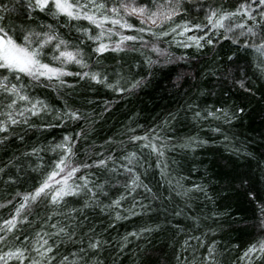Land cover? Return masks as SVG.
Returning <instances> with one entry per match:
<instances>
[{"label": "trees", "instance_id": "obj_1", "mask_svg": "<svg viewBox=\"0 0 264 264\" xmlns=\"http://www.w3.org/2000/svg\"><path fill=\"white\" fill-rule=\"evenodd\" d=\"M4 3H8V0H4ZM184 3L197 12L186 17V20L200 22L204 17L199 15L198 5L227 8L235 0H184ZM128 19L139 27L138 17ZM37 23L54 24L73 43L80 35L76 30L77 22L66 26L63 18L53 21L39 16ZM79 24L92 28L93 32L98 31L87 21ZM152 27L156 28L155 25ZM117 40L118 37H113L112 42ZM87 45L85 55L91 58L89 63L94 71H106L114 83L122 73L128 72L131 65L136 78H144L147 83L138 88L135 94L120 95L93 82L66 77L67 83L61 86L64 95H58L51 88L32 86L28 82V91L33 97L46 100L57 110H63L66 106L77 108L87 119L69 122L65 127L45 128L40 118L33 117L36 127H29L26 132L24 128L18 129L25 133L24 142L15 139L7 148L0 147V167H4L5 172L16 181L9 183V175L0 174V204L7 205L0 207V222L9 216L11 205H18L23 194L42 179L40 171H32L38 162L36 157L29 159L22 155L24 152L30 153L33 145L37 148L47 147L60 142L64 135H74L85 129L88 135L75 141V148L77 159L87 160L94 150H106V139H123L127 142L125 132L130 126H135L139 134L164 128L160 134L170 144L177 146L165 151L159 160L155 152L149 155L148 149L128 146L129 150L141 154L142 163L147 167L146 173L144 167L139 172L143 183L153 192H146L141 187L137 190L136 200L150 205V208L142 211L136 204V210L142 211V215H130L119 221L114 219V212L110 216L98 209H85L79 217L82 222L80 230L85 233L94 231L98 238L107 241L102 252L104 264H197L201 258L209 259L208 249L213 245L215 248L211 259L214 264H248V260L243 258L244 252L251 244L264 239V230L253 227L257 219L253 215L256 205L250 202L234 178L246 175L256 195L264 198V77L255 67L254 56L240 52V63L247 65V81L252 89L247 93L230 81L219 83L226 57L230 49L235 55L236 47L222 37L214 48L200 51L195 47H177L170 37L164 38L157 46L171 54L172 60L167 63L162 55L152 52L150 47L141 49L138 43L135 51H108L102 56L91 52L94 46L91 42H87ZM131 45L132 42H126V47L130 48ZM179 56L188 57V61L177 62L175 58ZM146 57L160 63L149 67L145 63ZM69 69L79 70L75 65H70ZM68 84L72 87L68 88ZM238 106L244 107L245 112L241 119L234 118L231 125L213 121L211 117L205 120L194 118L195 111L203 113L214 108L233 109ZM165 121H168L167 126ZM217 123L228 135L227 142L222 133L211 130ZM188 137L207 143L194 145V150L179 147ZM57 154L58 150L55 154L52 151L39 153L45 164ZM144 157H147L146 162ZM162 172L164 175H161ZM123 179L118 178L119 181ZM177 179L184 188L202 185L212 199L202 192L191 193L190 199L177 195V191H182L176 185ZM229 184L234 186L229 189ZM157 193L158 196L155 195ZM117 194V190L113 189L112 195ZM69 199L72 200L69 207H82V201ZM107 202L108 199L105 200ZM132 203L129 196L122 203V208L126 210ZM39 212L40 215L44 214L42 206ZM29 218L35 223L40 217L33 211ZM145 226L153 230L142 232ZM25 231L31 234L29 229ZM131 232L140 233V237L129 236L126 247L120 251L123 238ZM21 235L23 238V233ZM78 247L64 244L60 247V254L70 255Z\"/></svg>", "mask_w": 264, "mask_h": 264}, {"label": "snow or ice", "instance_id": "obj_2", "mask_svg": "<svg viewBox=\"0 0 264 264\" xmlns=\"http://www.w3.org/2000/svg\"><path fill=\"white\" fill-rule=\"evenodd\" d=\"M197 7L200 9L199 15L204 17L200 22L186 20V17L197 12L188 7L184 0H8V3L0 0V147L7 148L15 139L24 142L25 133L18 129L24 128L26 132L27 128L36 127L33 117L40 118L45 128L65 127L69 122L87 119L77 108L66 106L63 110H57L46 100L33 97L28 91V82L32 86L51 88L58 95H64L61 86L67 83L66 77L90 81L120 95L135 94L138 88L147 83L144 78H136L131 65L128 72L122 73L114 83L106 71H94L89 63L91 58L86 57L84 51L87 42L94 45L91 52L97 56L108 51H135L138 43L141 49L150 47L152 52L162 55L167 63L172 60L171 54L157 46L164 38L170 37L177 47H195L200 51L214 48L222 37L236 47L235 55L230 49L226 57L219 83L230 81L233 86L238 85L244 92L250 93L252 89L247 81V65L240 63V52L254 56L255 67L264 77V0H235L227 8L213 5ZM39 16L53 21L63 18L66 26L77 22L76 30L80 34L77 41L73 43L67 40L52 23L38 24ZM131 16L139 18V27L129 22ZM81 21H87L98 31L93 32L92 28L79 24ZM129 32L132 34H126ZM145 36L148 38L145 39ZM113 37H118V40L112 42ZM126 42H132L130 48L126 47ZM175 59L177 62L188 61L185 56ZM145 63L152 67L160 61L146 57ZM70 65L77 66L79 70H70ZM67 86L72 87L71 84ZM244 112L242 106L233 109L219 107L203 113L195 111L194 118L205 120L211 117L213 121L231 125L233 119H241ZM45 117L51 119L45 120ZM167 125L168 121H165ZM211 130L222 133L225 142L228 141L229 137L219 123ZM163 131L164 128L160 131L154 128L151 132L146 130L144 134H139L135 126H130L125 132L127 142L123 139H106V150H94L87 160L77 159L75 148V141L88 135L85 129L74 135H64L60 142L47 147L37 148L33 145L30 153L24 152L22 155L26 158L36 157L38 162L32 171H40L42 179L23 194L18 205H11L9 216L0 222V264H104L102 252L107 241L98 238L94 231L85 233L80 230L82 222L79 217L85 209H98L110 216L114 212V219L119 221L130 215H142L143 210L150 208V205L136 200L137 190L141 187L146 192H153L143 183L139 172L144 167L146 173L147 167L142 163L141 154L129 150L128 146L148 149L149 155L155 152L159 160L165 151L177 146L170 144L160 134ZM206 143L205 140L188 137L178 146L194 150V145ZM57 150L58 154L47 164L39 155L45 151L55 154ZM144 161H147V157H144ZM0 174L9 175V183L16 182L4 167H0ZM119 177L124 179L119 181ZM234 180L238 181L239 188L248 195L250 202L256 205L253 215L257 219L253 227L264 230V198L256 195L246 175H239ZM169 183L171 185V179ZM176 185L182 189L177 191V195L190 199L191 193L202 192L212 199L202 185L184 188L179 179ZM233 186L229 184L228 188ZM113 189L118 193L115 196L112 195ZM155 195L158 196V193ZM129 196L133 203L125 210L122 203ZM69 198L82 201V207H69L72 204ZM8 203L11 204V201ZM136 204L142 211L136 210ZM5 206L0 204V207ZM41 206L43 215L39 212ZM33 211L40 217L35 223L29 218ZM176 214L180 215V212ZM25 229H29L31 234ZM152 230L145 226L142 232ZM129 236L139 238L140 233L126 235L120 251L126 247ZM64 244L79 247L70 255L60 254V247ZM214 248L215 245L208 249V260L201 258L197 264H214L211 259ZM243 258L248 260V264H264V239L251 244Z\"/></svg>", "mask_w": 264, "mask_h": 264}]
</instances>
